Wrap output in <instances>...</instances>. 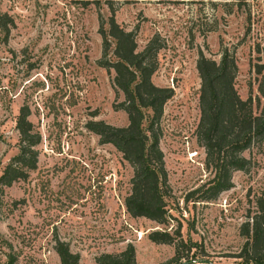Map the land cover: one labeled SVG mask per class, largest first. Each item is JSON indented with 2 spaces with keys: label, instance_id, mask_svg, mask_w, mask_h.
<instances>
[{
  "label": "rangeland",
  "instance_id": "obj_1",
  "mask_svg": "<svg viewBox=\"0 0 264 264\" xmlns=\"http://www.w3.org/2000/svg\"><path fill=\"white\" fill-rule=\"evenodd\" d=\"M112 7L119 27L134 33L137 50L152 37L161 46L151 81L172 91L158 123L168 186L165 222L126 213L132 169L86 129L89 121L127 125L112 72L97 65L99 18L106 31L109 10L77 0H0V16L12 21L6 41L0 31V174L18 151L20 108L27 109L38 137L34 169L0 196V264H59L54 238L79 256L78 264H95L99 255L118 254L126 245L134 248L137 264H244L239 228L264 193V141L242 153L249 166L231 173L230 189L212 201L199 199L195 190L212 173L195 136V62L199 53L218 62L225 48L235 60L233 87L257 114L264 0H118ZM163 231L179 232L186 244L182 258L173 259V245L147 240Z\"/></svg>",
  "mask_w": 264,
  "mask_h": 264
},
{
  "label": "trees",
  "instance_id": "obj_2",
  "mask_svg": "<svg viewBox=\"0 0 264 264\" xmlns=\"http://www.w3.org/2000/svg\"><path fill=\"white\" fill-rule=\"evenodd\" d=\"M77 1L97 9L103 5L109 10L106 31L99 18L97 33L101 39V58L97 65L107 73L112 72L113 92L122 96L117 108L126 114L127 119L124 127L89 121L86 129L98 137L100 144L111 145L132 169L130 192L123 201L126 213L133 218L162 224L165 222L163 199L168 194V186L162 153L158 148V123L172 91L157 87L151 81L157 68L156 55L161 48L158 38L152 37L141 50H137L134 33L123 30L114 20L112 6L118 0ZM11 25L10 18L0 16L4 41ZM256 51L264 62V47ZM195 69L200 81L195 136L204 151L205 167L212 173L211 179L195 193H199V199L208 202L230 189L232 172L247 169L249 161L242 153L254 143L264 141V88L257 86L261 108L254 114L250 98L241 100L233 87L235 60L225 48L220 50L218 62L199 53ZM261 69H264L262 65H255V74L261 75ZM27 117V109L20 108L15 121L18 151L0 174V196L3 188L25 179L27 171L35 167L33 147L38 143V137L31 133ZM255 208L253 215L239 228L244 243L238 257L244 264H264V193L255 199ZM147 240L153 244L173 245V259L183 257L179 253L186 244L181 241L179 232L174 236L165 231L151 232ZM53 250L59 264H78L79 256L71 253L66 243L54 238ZM95 264H137L134 248L126 245L118 254H101L95 258Z\"/></svg>",
  "mask_w": 264,
  "mask_h": 264
}]
</instances>
